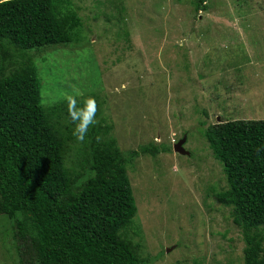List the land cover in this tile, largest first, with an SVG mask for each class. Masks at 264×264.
I'll list each match as a JSON object with an SVG mask.
<instances>
[{"label":"rangeland","instance_id":"rangeland-1","mask_svg":"<svg viewBox=\"0 0 264 264\" xmlns=\"http://www.w3.org/2000/svg\"><path fill=\"white\" fill-rule=\"evenodd\" d=\"M207 3L196 15L185 0H75L74 42L35 57L45 106L94 98L124 152L170 146L128 166L152 264H244L242 234L212 197L226 181L203 131L264 120V0ZM185 137L190 156L173 149ZM4 220L0 264H12Z\"/></svg>","mask_w":264,"mask_h":264},{"label":"trees","instance_id":"trees-1","mask_svg":"<svg viewBox=\"0 0 264 264\" xmlns=\"http://www.w3.org/2000/svg\"><path fill=\"white\" fill-rule=\"evenodd\" d=\"M74 1L0 2V216L13 235L10 261L152 264L134 223L138 207L128 166L170 146L150 143L124 152L98 100L96 123L80 142L69 101L42 102L35 57L74 42L80 25ZM185 2L196 15L209 10L207 0ZM203 134L226 181L221 190L210 189L212 197L230 209L242 234L244 264H264V120L217 123Z\"/></svg>","mask_w":264,"mask_h":264},{"label":"clouds","instance_id":"clouds-1","mask_svg":"<svg viewBox=\"0 0 264 264\" xmlns=\"http://www.w3.org/2000/svg\"><path fill=\"white\" fill-rule=\"evenodd\" d=\"M67 99L69 101V106H68L69 107V115L71 116V118L74 122L78 121V123L76 124V128H75L73 135L76 136L78 141L83 142L85 139V136L88 132L89 127L96 123L95 115H96V112L98 111L97 102L94 98H88L85 101V107L81 108V109H77L75 107V104H76L75 99L71 96L67 97ZM179 142H177V143H179ZM186 142H187V138H186ZM174 143H176V142H174ZM176 144H174V147ZM185 144H184V148H185ZM174 147H173V149H174ZM187 156H190V152H188Z\"/></svg>","mask_w":264,"mask_h":264},{"label":"water","instance_id":"water-1","mask_svg":"<svg viewBox=\"0 0 264 264\" xmlns=\"http://www.w3.org/2000/svg\"><path fill=\"white\" fill-rule=\"evenodd\" d=\"M186 143V137L184 140H181L179 143H177L174 147V152L178 153L180 155H187L188 152L184 148V144Z\"/></svg>","mask_w":264,"mask_h":264},{"label":"crops","instance_id":"crops-1","mask_svg":"<svg viewBox=\"0 0 264 264\" xmlns=\"http://www.w3.org/2000/svg\"><path fill=\"white\" fill-rule=\"evenodd\" d=\"M1 2V1H0Z\"/></svg>","mask_w":264,"mask_h":264}]
</instances>
